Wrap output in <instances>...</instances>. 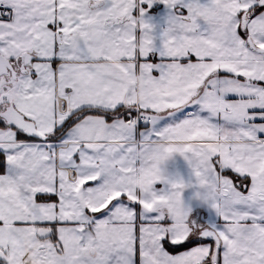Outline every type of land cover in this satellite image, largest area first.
Here are the masks:
<instances>
[{
  "label": "snow or ice",
  "instance_id": "6c2138e0",
  "mask_svg": "<svg viewBox=\"0 0 264 264\" xmlns=\"http://www.w3.org/2000/svg\"><path fill=\"white\" fill-rule=\"evenodd\" d=\"M0 264H264V0H0Z\"/></svg>",
  "mask_w": 264,
  "mask_h": 264
},
{
  "label": "trees",
  "instance_id": "16d2710c",
  "mask_svg": "<svg viewBox=\"0 0 264 264\" xmlns=\"http://www.w3.org/2000/svg\"><path fill=\"white\" fill-rule=\"evenodd\" d=\"M184 248H185V246H177V248L172 249V251H174V252L182 251V250H184Z\"/></svg>",
  "mask_w": 264,
  "mask_h": 264
},
{
  "label": "crops",
  "instance_id": "0c3cea01",
  "mask_svg": "<svg viewBox=\"0 0 264 264\" xmlns=\"http://www.w3.org/2000/svg\"><path fill=\"white\" fill-rule=\"evenodd\" d=\"M199 211H201L205 216H208V215H209V214L207 213V211L204 210V209H200Z\"/></svg>",
  "mask_w": 264,
  "mask_h": 264
}]
</instances>
